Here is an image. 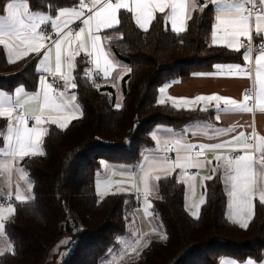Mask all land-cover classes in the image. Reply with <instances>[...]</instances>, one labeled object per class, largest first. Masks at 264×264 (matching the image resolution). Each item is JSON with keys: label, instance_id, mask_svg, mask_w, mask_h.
Here are the masks:
<instances>
[{"label": "trees", "instance_id": "obj_1", "mask_svg": "<svg viewBox=\"0 0 264 264\" xmlns=\"http://www.w3.org/2000/svg\"><path fill=\"white\" fill-rule=\"evenodd\" d=\"M8 2L0 0V9ZM79 2L28 0L30 9L50 14ZM119 19L103 37L107 51L132 69L122 76L120 107L111 83L90 78L87 55L78 56L74 82L81 115L66 129L50 124L42 144L44 155L22 159L32 198L13 201L15 211L4 227L13 247L0 255V264H101L108 260L120 249L118 237L126 234L138 202L129 192L99 197L96 174L102 160L134 166L154 145L156 127L181 128L214 118L213 109H178L157 99L159 87L166 82L212 70L215 63L241 59L240 52L210 42L213 5L204 13L194 11L180 33L166 25L161 13L148 30L140 29L126 9L120 10ZM39 77L31 55L11 61L0 45L1 90L23 84L33 91ZM7 122L0 118V145ZM160 177L151 201L166 239H150L136 258L124 264H220L223 257L239 262L264 258V206L259 200L244 229L226 215L228 196L220 173L206 181V198L198 216L186 208L185 185L177 173ZM67 237L70 242L61 244ZM67 246L71 248L64 255Z\"/></svg>", "mask_w": 264, "mask_h": 264}, {"label": "snow or ice", "instance_id": "obj_2", "mask_svg": "<svg viewBox=\"0 0 264 264\" xmlns=\"http://www.w3.org/2000/svg\"><path fill=\"white\" fill-rule=\"evenodd\" d=\"M223 0H207V3L200 4V0H192L189 4L187 0H91L90 5L85 0H80L78 9L60 8L58 14L53 19L50 15H42L30 11L28 0H10L6 3L0 12V45H3L9 54V59L15 56L16 60L26 57L29 53L43 56L41 64L48 62L52 55V47L55 48V72L53 76L58 75L63 81V89L59 90L52 83L47 81L43 75L39 77L40 91L35 93H24L20 95L21 88L16 89V100L13 102L11 96L6 92L0 91V118H6L7 135L3 137V142L7 150L3 153L13 161L22 160L25 157L44 155L40 148L42 137L47 129L43 126L45 123L57 125L59 129H66L69 122L76 118L75 113L79 111L78 105L72 103L76 96H67L66 90L76 89L72 71L75 69V59L81 52L89 57H95L93 63L104 77L112 75V63L105 54L102 44L101 29H111L113 25L119 23L117 13L126 9L134 14L135 23L143 30H148L150 22L154 19V13L159 11L165 13L168 9L167 18L171 21L173 31L180 33L185 30V21L189 19L188 8H196L199 5V12L204 13L210 5H220ZM245 4H251L252 9H257L255 15V33L260 39H264V0H233L227 9L221 7L215 14V24L212 31L213 44H226L229 49L237 52L244 48L243 59L251 62L252 58V35L251 21L252 10L245 7ZM87 9V12H85ZM84 25L79 31L73 32L71 25L74 21H81ZM51 22L52 29L55 30V39L45 34L41 26ZM241 37L248 38V45L241 42ZM51 40V45H46L44 41ZM261 50L255 58V75L259 83L258 101L259 107L264 110V44H261ZM44 50L43 52L41 50ZM91 49V50H89ZM217 68L222 67L217 65ZM66 68V70H62ZM229 73L232 75L242 74L250 75L251 69L242 68L240 64L228 66ZM45 71L51 69L46 67ZM128 72L132 69L128 68ZM90 74V72H89ZM95 83V81H93ZM99 87V85H97ZM160 91L163 93L164 89ZM250 97L244 96L243 102L236 99L220 95H198L195 99H172L176 108H187L192 105H198L203 102L205 105L215 101L217 112H252L248 106ZM159 103L163 104L161 99ZM35 107H31V105ZM223 104V109H221ZM117 107H120L117 104ZM219 119V117H217ZM29 120H34V125L29 127ZM155 138V133H153ZM255 141V146L253 145ZM159 143V142H157ZM199 150H196V149ZM161 151L163 155L151 158L145 169H142V188L138 189L143 193L145 212L151 207L148 197L151 194V181L160 180V176L153 177L155 171H163L165 175H170L176 169H180V179L185 180L190 185L197 177L188 174L190 168H202L205 164H210L205 157L206 151L219 153L215 156L217 166L210 171L215 173L217 168L223 167L227 177L226 182L230 184L228 192L232 201L233 211L230 219L233 223L239 224L241 228L247 229L249 222L253 219L254 205L253 201L257 193L260 206H264V188L257 189L253 180L254 169L264 170V136L252 130L250 135L241 131L238 136L230 140H223L219 143H202L199 145L182 143L176 140L174 144H165ZM175 152V160L170 161L167 153ZM235 154L232 153H241ZM228 153V154H225ZM256 153H258V158ZM0 168L7 171L12 170V164L5 161L0 164ZM23 172V169H19ZM211 175L203 177L204 180H211ZM99 192V184L97 185ZM118 191H124L123 188ZM102 196L107 193H100ZM17 200L23 201L26 197L17 195ZM201 199L199 204H193L197 210L192 213L198 214L199 205L203 204ZM15 209L11 204L7 208H0V231L4 229L3 220L6 219L4 213H13ZM166 239V237H161ZM70 242V241H69ZM12 251L9 245L0 250V255ZM135 252L136 250L133 249ZM230 264H236L235 261ZM246 264H256L249 259ZM264 264V261L261 262Z\"/></svg>", "mask_w": 264, "mask_h": 264}, {"label": "crops", "instance_id": "obj_3", "mask_svg": "<svg viewBox=\"0 0 264 264\" xmlns=\"http://www.w3.org/2000/svg\"><path fill=\"white\" fill-rule=\"evenodd\" d=\"M112 2L114 3L115 1L112 0ZM187 2L191 4L192 0H187ZM232 2L233 0H223V3L220 5L213 4V8H214L213 25L215 24V14L217 10L221 7L227 9L228 5ZM240 2H243V0H240ZM90 3H91V0H90ZM205 3H207V0H200V4H205ZM248 5L249 4H245V7H248ZM73 7L78 9L79 4L75 6L64 7V8H73ZM198 8H199V5H197L196 8H192V7L188 8L189 17L193 14L194 11L198 10ZM30 11L34 13L42 14V15H50L54 19L55 16L58 14L59 10L55 14H50L47 11H41V10L30 9ZM85 12H87V9H85ZM119 12L117 13V19L120 22ZM168 12L169 10L165 9V13H161V14H163L164 22L166 23V25H168L171 28V21L167 18ZM158 14H160L159 11L154 13V19L156 18ZM256 14L252 15L251 35L253 32L255 33V15ZM132 15L135 21L134 14L132 13ZM153 20L150 22L148 29L150 28ZM187 22H188V19H186L185 21V29L187 26ZM118 24L113 25V27L117 26ZM45 25L55 32V30L52 29L51 27V22H48ZM83 26L84 25L82 24V20H81V21H74L70 27L73 32H76V31H79V28ZM105 30L107 29H101L99 34L101 35V44H102L103 50L105 54L107 55L108 59L112 63V75L106 78L103 76L102 72H99L96 69L95 64L92 62L93 59L95 58L94 56L93 57L87 56L89 60V64L87 66L86 73L92 79L94 77H99L103 80H106L107 82H110L111 85L114 87V89H116L117 84L120 83V85L122 86V76L127 72V67L122 62H120L115 57H113L107 51L104 37H103V32ZM261 35H264V34H261ZM52 39H55V38H52ZM210 42L212 43V33L210 36ZM241 42L247 46L249 41L247 37H241ZM44 43L46 45H51V40H46L44 41ZM214 45L227 47L226 44H214ZM231 50H234V49H231ZM244 50H245L244 48L240 49L239 52L241 54V59L239 60H230V61L215 63L212 70L194 72L190 75L174 79L170 82H166L165 84L159 87L157 99L158 101L163 99L164 102L173 104L172 99H195V97L198 95H220V96L228 97L230 99H236L238 102H243L244 96H245L243 93L244 89L247 87L253 86L256 91L255 104L252 105L247 102L248 106L252 108V112L250 113L248 112H224V111L217 112L215 108V101L207 105L201 102L198 105H192L185 109H200V110L213 109L214 110L213 119L193 121L191 123L186 124L185 126H182L181 128H172L171 130H165V127L163 126L156 127L153 132L155 133L154 145L151 148L143 152L140 159L134 166L130 164L114 163V162L102 160V167L100 168V170L105 167L104 166L105 163H108L109 166L106 168L105 178L102 179V181L98 179L97 174H96V190H97V185L99 183H101L102 185L100 186L99 184V188H105L104 190H109L111 188L110 189L111 191H107L106 193L121 192L118 190L117 191L114 190V187H117L119 189L123 188L124 191L122 192L132 193L138 202V206L134 210V216H135V220L137 221L136 223L138 227L141 229L142 241L139 245H136L137 247H135V250H136L135 256L139 254L141 248L144 247L150 239L152 238L160 239L161 237H163V234L160 231V228L156 222V219L152 211L151 198H152L153 193L155 192L157 180L153 178V180L151 181L152 190H151V194L148 197V202L151 204V207L148 208L147 212H145V209H144L145 203L143 202L144 201L143 193L139 192L138 189L142 188V182H141L142 175H143L142 169H145L147 167L148 162L151 158L164 154L161 151V149L163 148L165 144L167 143L174 144L176 140H180L182 143H190V144H196V145H199L202 143H219L223 140H230L233 137L238 136L241 131L245 132L246 135H250L253 129H255L258 135L264 136V110H262L259 107V101L257 98L258 93H259V83L256 80V75H255V58L259 54L260 51H256V52L252 51L251 62H248L243 59ZM41 51L43 52L44 50L42 49ZM6 53L9 58L7 49H6ZM29 55H31V59H34L35 67L39 71L40 76L41 75L45 76L47 78V81L50 83V74L55 72V48L54 46L52 47L51 58L45 64L40 63V61L43 59L42 55L39 57H37V55L34 53H29ZM80 55H87V54L84 52H81ZM78 56L75 59V65H76V60ZM15 60H16L15 56H12L11 61H15ZM233 64H240L242 68L251 69L250 75L246 76L242 74H237V75L230 74L228 66L233 65ZM217 65H221L222 67L217 68L216 67ZM46 67L50 68L51 70L45 71L44 69ZM62 70H66V68ZM72 76L74 78V70L72 71ZM18 88L22 89V92L20 93L22 97L24 93L31 94V93L40 91L39 81H38L37 88L33 91L28 90L26 86L23 84L17 85L11 91H4L1 89L0 91L6 92L9 96H11L13 102H15L16 89ZM161 88L164 89L163 93L160 91ZM59 90H64L63 81H62V85L59 88ZM66 95L69 97L72 95H75L78 101L75 89L66 90ZM119 100H117L118 104L120 102ZM72 103L78 105L76 101H73ZM31 107H35V105L34 104L31 105ZM78 107H80V105ZM223 107H224L223 104H221V109H223ZM80 115H81V108H79V111L75 113L76 117ZM217 117H219V119H217ZM34 123L35 122L33 120V122L29 124V127H32ZM49 125L50 123H45L43 126L46 129H48ZM163 132H167L169 134L172 133L173 134L171 136L172 138L169 137V139L166 140V137L165 138L163 137ZM2 134H3V137L7 135V125L3 129ZM45 135L42 137V141L40 144L41 149H43L42 144H43ZM253 145L255 146V141H253ZM6 150H7V146L3 142V144L0 145V164H3L5 161H7L10 164H12V170L7 171L4 168H0V199L6 196H12L14 199H16V196L19 194L21 196L26 197L25 200H28L30 196V191H29L30 185H29V188L27 186L28 181H29L28 179H30L28 177L29 176L28 171L23 166L22 160L13 161L10 157H6L3 154ZM196 150H199V149L197 148ZM217 154L219 153L212 152V151H206L204 155L208 161H211V163L205 164V166L202 168L188 169L189 175H193L197 177V179L194 182H192L191 185L185 180L180 179V169H176L174 171L177 173L178 178L185 185V205L191 214L194 211H197L193 207V204L194 203L199 204V201L201 199L205 201V198H206L204 185L207 180H204L203 177H206L209 175L213 176L217 173H220L222 175L225 189H226L227 196H228L226 215L228 218H230V214L232 213L233 208L231 206L232 205L231 198L228 195V192L230 190V184L226 182L227 177L225 175V169L223 167H219L217 168V171L215 173H212L210 171L211 168H215L217 166V162L215 160V156ZM225 154H228V153H225ZM239 154H242V152ZM256 155L258 158V153H256ZM169 160L170 161L175 160V153L173 154L172 158ZM19 169H23V172H20ZM162 175H165L163 171H155L153 173V177L162 176ZM253 180L255 183V187L257 189L264 188V170L259 169V167L254 169ZM113 182H115V184L111 186V183ZM29 184H30V181H29ZM257 200H259L258 193L256 197L254 198L253 205H255V202ZM202 205L203 204L199 205L198 214L196 216L199 215ZM0 207H4V206H0ZM9 245L11 246V248L13 247L12 242L7 237L5 231L4 230L0 231V250L5 249ZM232 261H235L236 264H246V261L239 262L230 257H223L220 260V264H230V262ZM262 261H264V258L261 261H255V262L256 264H261Z\"/></svg>", "mask_w": 264, "mask_h": 264}, {"label": "rangeland", "instance_id": "obj_4", "mask_svg": "<svg viewBox=\"0 0 264 264\" xmlns=\"http://www.w3.org/2000/svg\"><path fill=\"white\" fill-rule=\"evenodd\" d=\"M115 92H116L117 100L121 99V97H122V86L120 85V83L117 84ZM75 101L77 102V104L79 106L80 105L79 101H77V99ZM79 108H81V107H79ZM171 129L172 128H170V127H165V130H171ZM172 135H173L172 133L169 134L167 132H163V137L164 138L166 137V140L169 139V137H171ZM104 166L105 167L103 169H101L100 171L97 172V177L101 181H102V179L105 178L106 168L109 165H108V163H105ZM28 180L30 181V179H28ZM29 181H28V185H27L28 188H29ZM25 182H26V180H25ZM99 184H100V186H102L101 183H99ZM113 184H115V182L111 183V186ZM104 189L105 188H99V192L97 191L100 198L104 196V195L102 196L100 193H105L107 191H111L110 190L111 188L109 190H104ZM118 189L119 188L114 187V190L117 191ZM29 191H30L29 199H31L32 198V192H31V190H29ZM11 205L14 208V205L13 204H11ZM0 208H7V206L0 207ZM12 214L13 213H7V212L4 213V216L6 217V219L3 220L4 227H5L6 220L9 219ZM136 222L137 221L135 220V216H134L133 220L128 223V229H127L126 234L124 236L118 237V239L121 240L120 249L119 250H115L112 253L111 257L108 260L103 261L101 264H124L127 260L134 259V258H136L138 256V255L135 256L136 252H134L133 249H135V247H137L136 245H139L141 243L142 234H141V229L138 227ZM66 240L69 241V238L67 237L65 240H62L61 244L64 243ZM70 248H71L70 246H67L66 248H64V255L68 254V252L70 251Z\"/></svg>", "mask_w": 264, "mask_h": 264}, {"label": "built area", "instance_id": "obj_5", "mask_svg": "<svg viewBox=\"0 0 264 264\" xmlns=\"http://www.w3.org/2000/svg\"><path fill=\"white\" fill-rule=\"evenodd\" d=\"M256 2L258 3V0H256ZM85 3H88L90 5V0H85ZM247 8L252 10V15L256 14L258 12V8L252 9L251 4H249ZM41 30L45 34L51 36L52 38H55V32L52 31L48 26L42 25ZM261 44H264V39L258 38L257 34L253 32L252 33V41H251L252 51L253 52L260 51L261 50V47H260ZM50 83H52L54 87L59 89L62 85V80L60 79V77L58 75L53 76V74H50ZM243 93H244V95H248L250 97V100L248 101V103L254 105L255 104V98H256L255 88L253 86L247 87L244 89ZM32 122H33V120H29V124H31ZM167 144L172 145L173 143H167ZM174 153L175 152L167 153L168 158L171 159ZM235 154H239V153H232V155H235ZM13 201H14V198L12 196L3 197L2 199H0V206H8V204H13Z\"/></svg>", "mask_w": 264, "mask_h": 264}]
</instances>
